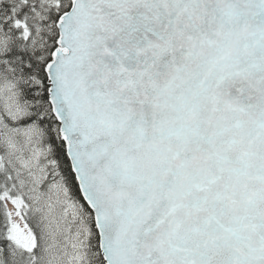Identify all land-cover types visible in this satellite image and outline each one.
<instances>
[{"label": "snow or ice", "instance_id": "obj_1", "mask_svg": "<svg viewBox=\"0 0 264 264\" xmlns=\"http://www.w3.org/2000/svg\"><path fill=\"white\" fill-rule=\"evenodd\" d=\"M0 264H264V0H0Z\"/></svg>", "mask_w": 264, "mask_h": 264}]
</instances>
